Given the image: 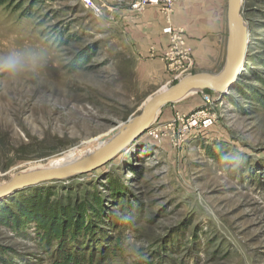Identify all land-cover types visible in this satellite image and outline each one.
<instances>
[{
	"label": "rangeland",
	"instance_id": "obj_1",
	"mask_svg": "<svg viewBox=\"0 0 264 264\" xmlns=\"http://www.w3.org/2000/svg\"><path fill=\"white\" fill-rule=\"evenodd\" d=\"M93 1L99 15L81 0H0V54H44L34 72L0 73V184L128 124L186 76L223 74L226 4L212 56L195 54L182 28L176 52L167 37L147 55L132 35L146 11L165 26L160 9ZM239 15L246 51L226 90L164 105L95 169L0 197V264H264V0H240Z\"/></svg>",
	"mask_w": 264,
	"mask_h": 264
},
{
	"label": "water",
	"instance_id": "obj_2",
	"mask_svg": "<svg viewBox=\"0 0 264 264\" xmlns=\"http://www.w3.org/2000/svg\"><path fill=\"white\" fill-rule=\"evenodd\" d=\"M240 0H227V22H228V44L227 59L229 62L227 69L220 76L208 74L190 75L179 80L175 85L157 92L146 102L143 111L135 117V121L130 125L117 140L112 144L103 147L91 158L84 162L41 172H35L12 179L8 184L0 186V197L23 187L31 186L40 182L52 179H61L83 173L101 166L115 159L132 141L142 136L151 125V119L155 113L166 104L178 100L185 92L195 90H218L224 91L234 80L237 68L244 57V49L247 43L246 29L240 19ZM236 56L233 64L231 61Z\"/></svg>",
	"mask_w": 264,
	"mask_h": 264
},
{
	"label": "crops",
	"instance_id": "obj_3",
	"mask_svg": "<svg viewBox=\"0 0 264 264\" xmlns=\"http://www.w3.org/2000/svg\"><path fill=\"white\" fill-rule=\"evenodd\" d=\"M225 4L227 5V0L175 1L172 24L186 30L188 36L192 38L188 41V44L195 54L209 53L212 56L211 46L213 43L209 42L208 36L212 37L211 35H214L215 32L216 34L218 32L222 33L221 22L224 21ZM140 18L139 22L141 24L133 32L132 39L141 50H145L147 55L150 51L157 54L167 43V37L161 32L164 23L161 17L151 11L144 12ZM198 23L211 24L199 26ZM198 38H201V40L198 41ZM207 47H210V49L208 50Z\"/></svg>",
	"mask_w": 264,
	"mask_h": 264
},
{
	"label": "bare ground",
	"instance_id": "obj_4",
	"mask_svg": "<svg viewBox=\"0 0 264 264\" xmlns=\"http://www.w3.org/2000/svg\"><path fill=\"white\" fill-rule=\"evenodd\" d=\"M245 51H246V47L244 49V53H245ZM227 61L229 62V59H227ZM231 61L234 64L236 61V56L233 57V59ZM228 62H227V64H228ZM239 68H240V66H238L237 69L239 70ZM226 69H227V65H226L225 71H226ZM195 92H196L195 90H189V91L185 92L182 96H180L178 98V100L181 98H184L186 96H189L191 94H194ZM158 112H159V110L155 113V115L151 119V123L154 120V118ZM134 121H135V118L132 119L130 122H128V124H126V125H120L116 129H114V130H112V131H110V132H108V133H106V134H104L98 138L87 141L86 144L79 149L69 151V152H67V153H65L59 157L49 159L43 163L30 164V165L26 166L23 170L11 175L10 176L11 178L9 181H11L12 179H14L15 177H18V176H24V175H28L31 173L41 172V171L50 170V169H58V168H62V167H66V166H70V165H74V164L84 162L85 160H87V159L91 158L93 155H95L103 147H106V146L112 144L115 140H117L119 138V136L130 125H132L134 123ZM65 178H67V177H65ZM3 185H5V183L0 184V186H3Z\"/></svg>",
	"mask_w": 264,
	"mask_h": 264
},
{
	"label": "built area",
	"instance_id": "obj_5",
	"mask_svg": "<svg viewBox=\"0 0 264 264\" xmlns=\"http://www.w3.org/2000/svg\"><path fill=\"white\" fill-rule=\"evenodd\" d=\"M175 1L176 0H133L127 3V11L129 13H139L148 7H158L160 9L165 19V26L161 32L164 36L169 38L172 44L171 47H173L172 52L177 51V44L180 47L183 46L184 36L182 29L175 28L170 23L173 5ZM81 3L84 7L89 8L90 10L94 11L96 15H99L101 9L95 4L93 0H81ZM180 51L183 54L184 59L189 58L187 49H180ZM202 103L205 106L211 104V99L208 95L203 96ZM201 114L202 112L197 113L195 115H191V118L187 121L189 127L198 126L197 121H199V119L201 118Z\"/></svg>",
	"mask_w": 264,
	"mask_h": 264
},
{
	"label": "clouds",
	"instance_id": "obj_6",
	"mask_svg": "<svg viewBox=\"0 0 264 264\" xmlns=\"http://www.w3.org/2000/svg\"><path fill=\"white\" fill-rule=\"evenodd\" d=\"M43 52L37 47L17 48L0 54V73L16 79L42 67Z\"/></svg>",
	"mask_w": 264,
	"mask_h": 264
}]
</instances>
